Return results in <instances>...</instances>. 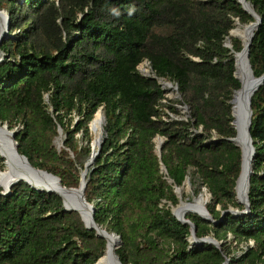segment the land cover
<instances>
[{
    "label": "trees",
    "instance_id": "16d2710c",
    "mask_svg": "<svg viewBox=\"0 0 264 264\" xmlns=\"http://www.w3.org/2000/svg\"><path fill=\"white\" fill-rule=\"evenodd\" d=\"M246 2L261 20L248 55L259 78L264 0ZM0 10L10 35L0 46V125L17 131L18 151L33 167L77 188L80 159L91 152L88 127L102 109L101 148L84 196L95 223L120 236L122 264H264V82L251 99L249 213L217 224L186 215L196 237L212 236L220 249L189 244L190 226L172 215L179 200L166 181L204 187L214 221L229 207L242 210L233 202L241 151L226 141L236 135L233 52L242 43L231 38L229 49L225 40L236 21L254 20L238 0H0ZM143 62L150 76L139 72ZM158 80L176 85L180 99L166 98ZM157 136L165 139L160 160ZM105 250L58 196L24 183L0 195V264H95Z\"/></svg>",
    "mask_w": 264,
    "mask_h": 264
},
{
    "label": "water",
    "instance_id": "95a60500",
    "mask_svg": "<svg viewBox=\"0 0 264 264\" xmlns=\"http://www.w3.org/2000/svg\"><path fill=\"white\" fill-rule=\"evenodd\" d=\"M238 3L241 5V8L244 10L245 13H247L249 16H251L254 20V25L257 28L260 25V18L258 15L254 12L252 9V13L247 12L244 9V3H247L246 0H238ZM252 8V7H251ZM0 14L2 15V21H0V46L3 41H5L9 35V15L6 11L0 10ZM236 24L239 25L238 21H236ZM250 23L249 25H251ZM249 25H246L249 26ZM230 34V32H229ZM253 35L248 40L247 46L245 49L242 45V50L240 52H237L234 54V72L233 77L239 82L240 88L234 92L232 100H231V114L233 117L232 126L235 129L236 135L234 138L226 139V141L231 142L235 144L237 147L240 148L241 151V167H240V173L238 178L235 182V192H236V186L238 184V181L244 171V169H248V160L254 159L255 157V149L253 146V141L250 136V127H251V99L253 95L256 93V91L259 89V87L264 82V74L256 78L253 75V72L251 70L248 55H249V47L252 42ZM225 47H227L225 45ZM244 55L247 67L249 69L251 77L254 79V82H251L247 85V93L248 95L246 98L241 102L240 106L238 107V110L235 111L233 103L235 99V94L239 92L242 89V84L240 80L237 78V61H236V55ZM3 61V56L0 53V64ZM162 80H158V83L162 86L163 90L165 89V86H167L169 89H173L175 91L174 99H180V95L178 94L177 86H173L171 82L161 83ZM47 99V96H46ZM179 109H182L184 113L187 112V107H179ZM97 113L102 114V123L104 125L105 123V115L102 111V109H99ZM96 113V114H97ZM95 114V116H96ZM94 116V117H95ZM94 119V118H93ZM93 121V120H92ZM90 122V124L92 123ZM90 124H89V130H90ZM0 131L2 134L0 135V158L4 160V170L6 172V175L9 178V183L7 186V189L3 192H0L1 196H6L10 193L13 186L17 185L18 183H24L27 185L30 189L39 192V193H46V194H54L58 196L61 201L65 212H76L79 214L82 222L84 223V226L87 230H92L95 232V235L97 238L103 239L106 242V250L104 252V255L100 257L95 264H122L119 260V257L116 254V249H118L121 245V239L119 235H116L115 233H110L106 231L105 229L101 228L98 224L94 221V206L90 203H88L84 196V191L86 188L87 180V172L90 167H92L95 159L97 158L99 154V150L101 148L102 143V134L99 136L97 144V149L94 150V144L95 140L93 139L90 143V155L88 158L87 163L84 165L83 171L79 174V185L77 188H68L64 186L57 176L48 173L43 170H39L35 167H33L30 162L27 160V158L20 154L18 151L19 145L16 142V133L17 131L15 129L10 130L7 126V124L0 125ZM58 135H61L62 130L59 128L57 130ZM165 139L162 137L157 136L154 139V149L155 153L158 157V159H161V150ZM160 172L166 174V169L162 163H160ZM38 173L46 174L47 176L51 177L52 179L56 180L58 183V189L59 191L53 190L51 187H48L44 184L38 183ZM252 174V171H248L246 174V184L247 188L249 187V181L250 176ZM166 181L168 184L172 186L173 192L176 194L179 203L175 207H171L170 211L172 215L176 218L177 221L188 224L190 226V236L187 239L190 245H213L217 249H220L221 242H218L211 236H207L204 238H197L196 237V229L194 225L189 222L186 219V216L184 217V212L188 208L189 205H191L195 200H197L202 194H199L197 197L193 198L191 202H186L182 200V196L180 194L181 189L183 186L189 187V180L186 178L182 187H177L173 184V181L169 178H166ZM202 193L205 194L208 198H210V194L206 192V189H202ZM207 205V204H206ZM206 205H203L202 208V216H199L203 221L210 222L212 224H217L218 222L222 221L225 216L230 215L232 217H240L243 215H246L249 213L250 207L248 202V195L244 199V205L243 210H233L230 207L227 210L221 211V218L219 221H214L212 216L209 214ZM175 209L182 212V217H179L175 213ZM88 221L90 222L91 226H88ZM112 237L116 242L117 246L112 249L110 252V255L108 257L107 253V238ZM253 243L251 242V246ZM230 259L225 258L224 262L222 264H229Z\"/></svg>",
    "mask_w": 264,
    "mask_h": 264
},
{
    "label": "bare ground",
    "instance_id": "6f19581e",
    "mask_svg": "<svg viewBox=\"0 0 264 264\" xmlns=\"http://www.w3.org/2000/svg\"><path fill=\"white\" fill-rule=\"evenodd\" d=\"M244 9L249 12L252 13V8L248 3H244ZM0 21H2V15L0 14ZM256 30V27L254 25V23H252L249 26H238L236 27L234 30L232 29L230 31L229 37L226 38L225 40V45L227 46V48L232 49V44H231V38H236L237 40H239L242 45L243 48L245 49V47L247 46L248 40L251 37L252 34H254V31ZM235 53L233 52V55ZM236 61H237V78L240 80L241 84H242V89L237 92L235 94V99H234V109L235 111L238 110V107L240 106L241 102L246 98V96L248 95L247 93V85L251 82H254V79L251 77L249 69L247 67L246 64V60L244 55H236ZM165 89H169L167 86H165ZM102 130H103V123H102V114L101 113H97L96 116L94 117L92 123L90 124V131L93 134V139L95 140V144H94V150L97 149V144L96 142L99 139V136L102 134ZM2 134V132L0 131V135ZM59 147V146H58ZM254 159H250L248 160V169H244L238 184L236 186V203L239 205H244V199L245 197L248 195V189L247 188V184H246V174L248 173V171H252V162ZM38 183L40 184H44L48 187H51L53 190L55 191H59L58 189V183L56 180L52 179L51 177L47 176L46 174H41L38 173V179H37ZM9 183V178L6 175L5 170H0V192H3L7 189ZM182 193V189L180 194ZM209 201V198L202 193V195L195 200L191 205L188 206V208L185 210L184 212V217L187 214H194V215H203L202 214V206L206 205ZM231 208V207H230ZM233 210H237L235 208H231ZM176 215H178L179 217H182V212L175 209L174 210ZM88 226H91L90 222L88 221ZM117 246V242L112 238V237H108L107 238V253H108V257L110 255V252L112 251V249H114Z\"/></svg>",
    "mask_w": 264,
    "mask_h": 264
},
{
    "label": "rangeland",
    "instance_id": "374dc122",
    "mask_svg": "<svg viewBox=\"0 0 264 264\" xmlns=\"http://www.w3.org/2000/svg\"><path fill=\"white\" fill-rule=\"evenodd\" d=\"M5 11V10H4ZM238 26H241V27H244V26H246V25H237L236 23H235V27H234V29L236 28V27H238ZM233 29V30H234ZM138 70H139V72L143 75V76H150L151 75V70H150V67H149V65L146 63V62H143L142 64H140L139 66H138ZM166 82H169V81H161V83H166ZM173 86H175L174 84H173ZM166 92H167V95H166V98H168V99H174L173 97L175 96V91L173 90V89H167L166 90ZM182 113H184V112H182ZM74 118V120H77V117L76 116H74L73 117ZM21 127H19V129H20ZM71 129H72V127H70ZM89 132H90V138H91V142H92V140H93V134H92V132L89 130ZM76 138L78 139V141H79V143H80V145H85L86 144V142H83L82 141V136L81 135H79V134H77L76 135ZM64 141H65V135L63 134V132H61V135H58V138L55 140V142H54V145H55V147L57 148V150H61L62 149V146H63V143H64ZM59 146V147H58ZM71 157L72 158H74V156L73 155H71ZM89 158V157H88ZM88 158H81L80 159V161L82 162V164H83V168H80V167H78V170H79V174L83 171V169H84V165H85V163H87V161H88ZM4 169V168H3ZM3 169H0V170H3ZM204 187H202V186H196V185H192L190 182H189V187L187 188L186 186H183L182 187V193H181V196H182V200L183 201H186V202H191V200L193 199V198H195V197H197L199 194H202V189H203ZM206 192L208 193V191L206 190ZM233 202H234V204H235V207H237L238 209H242L243 210V206L242 205H239V204H237L236 202H235V200H233ZM211 203V196H210V198H209V201H208V203H207V205H209ZM206 205V206H207ZM217 210L219 209V207H217L216 208ZM212 237V236H211ZM231 238H230V236H228V238H227V241L229 242V240H230ZM243 249H245V248H243ZM235 250H234V252H232L233 254L232 255H234L235 254ZM238 253V252H237Z\"/></svg>",
    "mask_w": 264,
    "mask_h": 264
},
{
    "label": "built area",
    "instance_id": "2783aa9c",
    "mask_svg": "<svg viewBox=\"0 0 264 264\" xmlns=\"http://www.w3.org/2000/svg\"><path fill=\"white\" fill-rule=\"evenodd\" d=\"M147 63V62H146ZM148 64V63H147ZM250 246H251V243H250Z\"/></svg>",
    "mask_w": 264,
    "mask_h": 264
}]
</instances>
